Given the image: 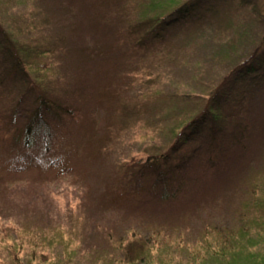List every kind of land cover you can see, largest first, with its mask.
<instances>
[{"label": "trees", "instance_id": "1", "mask_svg": "<svg viewBox=\"0 0 264 264\" xmlns=\"http://www.w3.org/2000/svg\"><path fill=\"white\" fill-rule=\"evenodd\" d=\"M68 1L70 7L78 3L75 9V6L73 7L75 16L88 17L90 22H85L80 17L73 26H63L64 24L58 22V15L55 19L49 13L56 9L59 16L64 14L61 8H57V2L51 1L54 5L48 11L46 10L48 8L34 5L37 10L34 14L36 22L47 27L50 36L48 41L42 42L43 45L27 46L32 47V50L24 49V46L15 39L11 26L0 23V48L5 51L3 74H7L0 78V83L9 82L8 80L15 84L21 83L27 86L28 94L35 95L32 101V106L35 107L27 124L19 123L16 107L11 113L9 123L2 120L5 132L0 134V138L5 141L13 140L15 147L29 149L34 145L38 149L42 148L44 156L48 153L55 156L67 141L64 138L66 126L63 125L62 131L59 129L62 123L65 124L62 122V116L74 118L72 106L61 98L62 95L69 93L68 88L64 87L61 90L55 87L47 88L48 90L45 88V82L49 81L47 77H54L55 72V69L49 66L51 57L57 51L65 50L68 36L72 39L70 42L73 45L75 38L84 42L89 31L96 28L95 26H101L102 22H106V26L110 27L111 21L113 22L114 26L109 30L114 27L120 39L117 43L112 42L110 47L101 49L102 59L99 60V66L92 58L93 65L91 59L81 61L85 55L83 50L71 55L73 61L70 66L80 70L92 65V68H89L90 72H97V69L110 67L116 69L118 63H128L129 60L136 62L133 64L137 69L130 72L132 76L124 78L125 81L122 83L120 81L112 83L113 74L107 77V81L98 75L90 79L78 76L80 80L87 79L82 80L85 83H95L96 88L101 82L108 83L106 91L102 94L101 91L100 95L104 98L113 95L117 97L114 103L119 116L118 123L124 125L147 107L140 102L145 100L147 95L139 93L137 97L130 99L122 93L125 86L132 85L131 79L134 78L139 85L145 82L149 84L161 82L164 80L162 77L171 70L177 51L188 52L195 45L200 50L205 49L209 44V40L206 39L207 30L208 34L214 35L210 30L212 26L221 24L220 28L226 27L232 23V14L239 15L242 9L253 13L249 20L250 24L232 23L239 26L235 27L237 31L233 39L224 42L221 47L210 48L212 54L207 58L216 61L220 68L216 84L202 86L203 83L200 84L197 76L192 75L190 79L193 80V83L191 82L193 87L187 91H162L155 88L154 92H149V108L152 107L153 100L165 98L161 111L157 110L160 113L156 118L161 124L159 126H162V132L167 133V147L160 153L149 152L144 162L133 158L132 169L136 170V167H139L138 173H144L148 168L151 171L154 165H158L162 170L173 161L176 165L173 164L174 168L167 167L168 173L173 172L178 176L179 171L183 178L176 176L163 180L162 184L160 183L164 185L162 191L152 192L150 195L137 194L134 201L138 202L139 206L149 205L151 210L164 212L171 221L162 222L157 226L149 225L144 234L132 227L118 226V235L113 237L111 231L107 230L104 246H98L100 241L97 240L96 245L90 246L88 255L91 264H264V150L260 156L263 163L259 169L253 171L246 167L247 186L240 191L234 209L223 215V221L214 218L215 214L201 212L208 206L204 198L210 194V189L207 191L208 186L203 193L200 192L197 189V185L200 184L199 177L190 176L197 170L192 164L194 158L200 162L201 158H204L210 163L219 154L229 155L234 146H237L235 154L232 152L234 158L228 157L231 158L230 165L233 168L234 161L237 160V163L245 161L244 156L252 158L257 149L264 148L263 142L261 144V136L264 133V101L257 90L262 88L260 84L264 81V12L261 13L257 9L259 6L256 0H138L135 6L129 3L132 0ZM65 7L68 10L67 6ZM127 13L129 18L125 19ZM51 19L55 21L52 22ZM109 30L107 33H110ZM107 36L109 34L106 38ZM99 40H103L101 33ZM116 45L117 51L114 49ZM115 52L116 57L113 54ZM33 53L38 59L48 58L47 62L39 61L31 65L28 61ZM120 53L124 55L122 61L119 59ZM105 57L109 58V64L102 61ZM84 62L88 64L84 65ZM202 63L197 59L188 66L192 70H201ZM133 64L131 63L132 66ZM38 66L42 67L43 78L34 74L35 71H40ZM165 69L169 70L161 76ZM17 75L18 79L15 78ZM41 81L44 82L43 85ZM174 83L173 81L170 85ZM245 85L254 89L250 96L246 95L247 92H241ZM20 99L24 103L28 102L27 96ZM129 100H134L130 107ZM192 140L196 141L197 145L198 142L202 143L196 151L187 154L185 158L190 160L180 156L174 161V156L177 158L181 146L188 145ZM226 141L229 144V154L225 148ZM48 165L43 163L44 171L55 166ZM237 165L244 167L243 163ZM207 167L204 165L202 168L207 171ZM115 170L122 171L118 167H115ZM163 175L159 173L157 177L162 179ZM81 177L82 175L79 177L80 181ZM159 182L156 180L155 184ZM80 185H75L74 188L77 189L81 187ZM219 185L220 181L211 186V192L214 190L218 194L221 190ZM200 197L203 201L199 204ZM72 218L76 223L82 220L77 215H73ZM177 219H181L183 223L178 224ZM32 220L33 218L24 220L16 226V230H8L11 236L22 234L24 238L28 235L32 247V250L21 259L19 252L22 244L11 240L10 251L13 256L11 264H71L78 254L75 237L80 233L70 231L74 239L65 237L58 226L54 228L46 226L47 229H43L34 226L36 222L32 224ZM188 220L191 221L185 226ZM95 226L97 227L96 224ZM98 237L99 235L96 238ZM79 241L81 242V239ZM53 245L61 246L63 261L57 259L55 262H49L44 252L36 254V248ZM111 251L122 255V258H109L108 254Z\"/></svg>", "mask_w": 264, "mask_h": 264}, {"label": "rangeland", "instance_id": "2", "mask_svg": "<svg viewBox=\"0 0 264 264\" xmlns=\"http://www.w3.org/2000/svg\"><path fill=\"white\" fill-rule=\"evenodd\" d=\"M51 1L57 2V8H61L64 14L59 16L55 11L56 9L49 13L55 19L58 15V22L64 24L63 26H73L77 18L80 17L81 20L90 22L88 17L75 16L73 7L75 6V9L78 3H74L70 7L68 0H0V23L11 26L15 39L24 46V49H27V46L43 45V41L49 40L50 30L36 22L34 14L37 10L34 5L44 9L48 8L46 9L48 11L54 5ZM137 1L132 0L129 3L135 6ZM256 2L259 6L257 9L263 13L264 0H256ZM65 6H67L68 10ZM104 16L108 19L106 14ZM252 16L253 13L242 9L239 15L232 14V23L245 22L250 24L249 20ZM128 18L129 14L127 13L125 19ZM131 18H133L132 14ZM51 20L52 22L55 21L54 19ZM232 23L230 22L224 28H220L221 24H215L211 29L209 28L214 35L208 34L207 30L208 36L206 35V39L209 40L210 44L206 46L207 48L200 50L195 45L188 52L177 51L171 70L165 69V72L161 74L163 76L169 70L162 77L164 80L161 82L155 84L145 82L139 85L134 78L131 79L132 85L125 86L122 93L130 99L137 97L139 93L147 95L148 97L145 100L140 101L147 107H145V111L135 114L124 125L118 123L119 116L114 103L117 97L113 95L104 98L100 95L101 91H103L101 94L106 91L108 83L101 82L99 83L100 86L96 88L95 83L82 81H87V79L83 78L90 79L97 75L107 81V77L113 74L112 83H118L119 81L122 83V81H125L124 78L128 79L129 76H132L129 74L130 72H134L137 69L133 64L136 62L129 60L130 62L128 63H118L119 65L116 69L110 67L103 70L97 69V72H90L89 68H92L94 64L92 59L99 66L101 49H106V46L110 47L112 42L117 43L120 39V35L116 34L118 31L114 27L110 29L111 31L109 30L111 26H114L113 22L111 21L110 27L106 26V22H102L101 26H95L96 28L89 31L84 42L75 38L73 45L71 44L72 39H69V36L67 37L65 50L57 51L54 56H50L52 61L49 66H52L55 72L52 78H48L46 75L49 81L45 82L46 89L55 87L61 90L66 87L69 90V93L62 95L61 98L72 106L71 110H73L74 118L63 115L62 122L65 124L62 123L60 128L57 127L62 131L63 125L66 126L64 138L67 141L61 151L57 152L55 156L52 153L44 156L42 148L38 149L34 145L29 149L21 146L15 147L13 140L5 141L0 138V264H11L13 257L10 251L11 240L22 244L19 252L21 259L32 250L28 235L24 238H22V234L11 236L9 234L10 231H8L16 230V226L19 223L31 218H33L32 224L36 222L33 225L39 228L47 229L46 226L52 228L58 226L64 232L65 237L73 238L71 232L78 231L80 233L79 236L76 235L75 237L78 243V254L71 261V264H91L88 255L91 249L90 246L92 244L96 245L95 242L97 240L100 241L98 246H104L107 230L111 231L113 237L118 235V226L124 228L132 227L144 234L147 231L146 229H149V225L157 226L162 222L171 221L164 212L156 211L155 209L151 210L149 205L139 206L138 202L134 201L137 194L139 196L141 194L150 195L152 192L162 191L164 185H161V182L177 176L175 173H168L167 171V167L171 166L174 168L173 161H170L162 170L159 169L158 165H154L151 171L148 168L144 173H138L139 167H136V170L132 169L133 158L144 162L149 152L160 153L167 147V133L162 132V126H159L161 124L157 121V116L161 111L160 108H162L165 98L153 100L152 107L149 108V92H154L155 88L162 91H187L193 87L191 84L193 80L191 81L190 79L192 75L197 76L200 84L203 83L202 86H207L210 83L216 84L220 68L216 61H212L211 58L208 59L207 56L212 54L210 49L212 46L221 47L224 42L235 37L237 31L235 27L239 26L232 25ZM108 30L110 33H107ZM100 33L103 34L102 41L99 40ZM107 34L109 36L106 38ZM32 47L28 49L32 50ZM116 48H118L117 45L114 47L115 51H117ZM82 50L85 55H83L81 61L84 59L88 61L92 58V65L78 70L70 66L71 61H73L71 55ZM4 52L0 48V78L7 75L3 74L5 69V65H3ZM113 54L115 57L117 56L116 52ZM35 55L33 53L29 58L28 62L31 65L39 61L47 62L48 58L41 60L36 58ZM123 58L124 55L120 53V61ZM197 59L203 62L201 70H192L188 64ZM102 61H106L109 64L108 57H105ZM84 63V65L88 64L87 62ZM38 67H40V71H35L34 74L43 78L42 67ZM78 76L83 78L80 80ZM18 77L19 75L15 78L18 79ZM5 79L7 80V78ZM172 80L175 82L174 85H170L173 82ZM8 81L0 83V134L5 132L2 120H7L9 123L13 109L17 107L19 123L27 124L26 122L30 119L31 112L35 107L32 106L35 95L32 93L28 94L27 86ZM41 84L43 85L44 82L41 81ZM248 86H243L241 92H247L246 95L250 96L254 89H250ZM260 87L262 88L257 90L264 101V81L263 84H260ZM24 96H27L28 102L26 103L20 101V98ZM133 102L134 100H129V107ZM191 107L195 106L191 105ZM63 117L65 120H63ZM196 138H198L197 135ZM261 139V144L262 142L264 144V133ZM225 140H229V138H225ZM192 141L188 145L181 146V151L177 154V158H175L176 155L174 156V161L180 156L184 157L185 160H190L185 158L187 154H190V151H196L197 147L202 143L198 142L197 145L196 141ZM227 143L228 141H226L225 148L228 152L229 144ZM236 150L237 146H234L232 152L235 154ZM263 150L264 148L257 149L252 158L244 156L243 159L245 161L239 163H237V160L234 161V169L230 165L231 158H228L229 156L234 158L232 152L230 154L228 152L229 155L219 154L210 163H207L208 160H204V158H201V162L199 159H192V164L197 170L194 171L196 173L190 176L199 177L198 183L200 184L197 185V189L202 193L208 186L207 191L210 189V194L204 198L208 206L203 208L202 213L210 212L216 215L214 218H220L219 220L221 221L224 220L223 215L234 209L240 197V191L247 186V168L250 167L251 170L256 171L261 167L263 161L260 156H262ZM43 163L49 164L48 166H55L50 167L53 169L44 171ZM242 163L244 167L237 165ZM204 165L208 166L207 171L203 170L202 167ZM115 167L120 168L122 171L116 172ZM240 171L242 172L238 173ZM159 173L164 174L162 179L157 177ZM177 174L178 178H183L182 173L177 171ZM81 175L82 180L80 181L79 177ZM156 180L160 181L157 185L155 184ZM214 181L215 183L220 181L219 189L221 188V190H218V194L214 190L211 192V186L215 184L212 183ZM78 184H81V187L74 188ZM130 200L133 202H130ZM201 201L203 200L200 197L199 204ZM73 215L82 218L81 222L76 223L75 219L72 218ZM176 221L178 224L183 223L181 219ZM190 221L188 220L185 226ZM98 235L99 237L96 238ZM80 239L81 242L79 241ZM41 252L47 255L49 262H55L57 259L63 258L60 245L36 248V254ZM108 256L111 259L122 258V255L115 254L113 251Z\"/></svg>", "mask_w": 264, "mask_h": 264}]
</instances>
